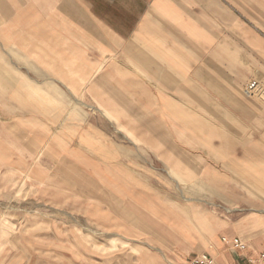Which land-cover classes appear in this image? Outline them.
<instances>
[{"label": "crops", "instance_id": "obj_1", "mask_svg": "<svg viewBox=\"0 0 264 264\" xmlns=\"http://www.w3.org/2000/svg\"><path fill=\"white\" fill-rule=\"evenodd\" d=\"M0 47L20 57V125L53 111L48 125L98 139L124 174L139 159H178L195 189L264 207V156L251 162L264 154V102L251 91L264 88V0H0ZM108 127L125 137L113 143ZM253 218L251 232L264 225Z\"/></svg>", "mask_w": 264, "mask_h": 264}, {"label": "rangeland", "instance_id": "obj_2", "mask_svg": "<svg viewBox=\"0 0 264 264\" xmlns=\"http://www.w3.org/2000/svg\"><path fill=\"white\" fill-rule=\"evenodd\" d=\"M19 58L0 47V264H195L198 255L220 264L224 254L234 258L229 264H264V225L251 232L246 223L264 207L230 206L203 185L195 189L197 176L176 172L178 159L174 168L139 159L137 173L124 174L121 163L106 162L98 139L48 125L53 111H28L40 125H20V96L12 93ZM254 86L253 98L264 102V88ZM25 97L30 107L34 96ZM88 112L100 125L99 111ZM105 130L113 143L125 137ZM262 156L251 158L256 169Z\"/></svg>", "mask_w": 264, "mask_h": 264}, {"label": "built area", "instance_id": "obj_3", "mask_svg": "<svg viewBox=\"0 0 264 264\" xmlns=\"http://www.w3.org/2000/svg\"><path fill=\"white\" fill-rule=\"evenodd\" d=\"M235 240V245L237 247L239 246H243L241 245V243L239 241H241L240 239L236 238ZM264 256V255H263ZM194 263L195 264H216L215 260L207 255H198L195 259H194Z\"/></svg>", "mask_w": 264, "mask_h": 264}]
</instances>
